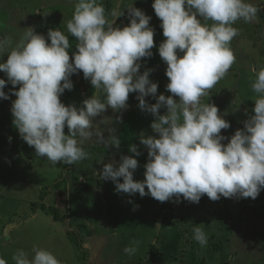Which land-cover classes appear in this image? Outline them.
<instances>
[{"label":"clouds","instance_id":"1","mask_svg":"<svg viewBox=\"0 0 264 264\" xmlns=\"http://www.w3.org/2000/svg\"><path fill=\"white\" fill-rule=\"evenodd\" d=\"M152 8L165 37L158 53L166 64L170 95L157 94L158 83L150 79L153 69L140 72L142 59L151 57L155 46L151 16L132 5L129 23L114 26L123 14L119 5L106 15L100 0H75L72 18L66 22L67 33L77 41L71 53L68 35L58 29H49L46 38L27 27L15 42L0 36V71L7 77L0 78V99L10 98L4 91L10 83L9 91L16 97L10 109L13 125L37 156L53 165H75L89 157L87 143L120 148L113 129L105 139L100 124L111 123V117L102 114L109 108L126 109L129 94L137 93L138 107L154 117L153 134L139 135L148 154L144 179L133 176L138 167L135 157L140 155L135 144L129 145L135 155H121L93 175L111 180L117 193L150 195L160 202L179 203L182 198L199 203L205 194L212 201L257 198L264 189V67L253 69L252 90L258 95L243 128L230 138L221 133L230 127L224 118L227 112L222 114L201 98L235 63L230 47L239 35L235 23L256 21L261 9L251 0H153ZM80 72L94 93L80 106L66 105L60 97L73 89L71 76ZM149 96L156 102L148 103ZM193 239L207 246L202 227L193 228ZM137 245L133 241L124 253L134 255ZM12 259L15 264H60L52 252L38 246H33L31 257L21 249ZM0 264L7 261L0 258Z\"/></svg>","mask_w":264,"mask_h":264},{"label":"rangeland","instance_id":"2","mask_svg":"<svg viewBox=\"0 0 264 264\" xmlns=\"http://www.w3.org/2000/svg\"><path fill=\"white\" fill-rule=\"evenodd\" d=\"M260 1L264 0H251L255 6ZM100 2L106 15L119 5L123 14L114 26L123 27L129 23L128 8L132 5L151 16L155 46L153 55L142 59L140 72L153 69L150 79L158 83L157 94L170 95L166 90V64L158 53V46L165 37L161 21L152 8L153 0ZM74 4L75 0H0V36H10L15 42L27 27H33L46 38L49 29H58L68 35L71 53L75 51L77 41L67 33L66 22L72 18ZM260 8L263 12H258L256 21L238 20L235 23L241 36L230 44L235 63L209 95L201 98L202 103H214L222 114L227 112L224 118L230 127L221 130L227 138L243 128L258 95L252 90V83L256 75L253 69L259 71L264 67V6ZM3 59H7V54ZM0 78L7 79L2 71ZM71 80L73 89L65 90L60 99L66 105L80 106L85 98L93 95L94 88L82 72L73 74ZM11 88L10 83L6 84L4 91L10 98L0 99V258L7 264H15L12 257L21 249L31 257L33 246L52 252L60 264H264V189L255 199L221 197L212 201L205 194L199 203L182 198L179 203L174 199L160 202L150 195L117 193L111 180H100L93 175L105 163L119 161L121 155H135L129 152V145L135 144L140 155L135 157L138 167L133 176L136 180L144 179L148 154L139 135L141 131L153 134L150 124L154 117L138 107L137 93L129 94L126 109L113 112L109 108L102 114L111 117V123L100 124L103 135L108 139V129H113V135L121 142L119 149L106 147L103 143H87L84 145V150L89 153L87 159L75 165H53L47 158L37 156L35 149L20 137L13 125L10 109L16 97L9 91ZM145 99L150 104L156 102L151 96ZM159 111L164 114L166 108ZM95 119L99 121L101 117ZM64 131L67 133V127ZM20 140L24 144L18 143ZM223 143H227V139ZM14 171L29 179L16 177L12 180L4 176L5 172ZM71 172L75 174L73 186L76 189L68 193L72 184L66 185L65 175H71ZM39 176H43L46 186L38 181ZM31 178H37V181L32 182ZM44 189L46 195L40 199ZM41 201L56 207L60 215L67 216L66 219L55 220L36 207ZM196 226L202 227L208 236L205 247L193 239ZM67 228L81 239L82 244L70 240ZM133 241L138 242L137 251L129 256L123 249ZM152 243L159 251L155 261L149 258ZM81 246L85 249L84 254Z\"/></svg>","mask_w":264,"mask_h":264},{"label":"trees","instance_id":"3","mask_svg":"<svg viewBox=\"0 0 264 264\" xmlns=\"http://www.w3.org/2000/svg\"><path fill=\"white\" fill-rule=\"evenodd\" d=\"M262 6H264V1H260L259 3H257V7L259 9H261L260 10L261 12H263L262 8H260ZM239 38H241L240 35L235 37V40H237ZM45 195H46V193H45V189H44L40 193V199H43L45 197ZM33 206H35V205H33ZM36 207L40 208L41 210L45 211L46 213H49L53 217V219H55V220H61V218L66 219V217H67L64 213L60 215V212L56 207L46 205L43 201L37 203ZM67 234H68V237L70 238V240H73V241L75 240L77 242V244H82L81 239L75 233H73L70 228H67ZM80 249L82 250V251L81 250L80 251L83 253V249H84L83 246H81ZM149 254H150L149 255L150 260L155 261V259L157 258L158 254H159V251H158V249L154 243L150 244V246H149Z\"/></svg>","mask_w":264,"mask_h":264},{"label":"crops","instance_id":"4","mask_svg":"<svg viewBox=\"0 0 264 264\" xmlns=\"http://www.w3.org/2000/svg\"><path fill=\"white\" fill-rule=\"evenodd\" d=\"M18 143H20V144H24L23 143V141H18ZM37 159H39V157L37 158ZM1 173V172H0ZM4 176H7V177H9L10 179H12L13 180V178H16V177H22L23 179H29V177H27V176H25V175H22L21 173H19V172H11V173H8V172H5V175ZM65 177H66V179H67V186H69L70 184H72L70 187H69V189H68V193H69V191L71 190V189H76L74 186H73V183H74V181H73V177H75V174L73 173V172H71V175H65ZM39 179H38V181L40 180V182H41V184H43V186H46V184L45 183H43V182H45L44 181V178H43V176H39L38 177ZM43 179V180H42ZM31 180H32V182H35V181H37V178H31ZM68 183H70L69 185H68ZM9 183H7V185H8ZM55 186L57 185V181H55L54 183H53ZM65 185V186H66ZM4 186V185H3ZM43 186H42V188H43ZM60 191L61 190H59L58 191V193H60ZM57 193V194H58ZM68 199V195H67V198H66V200ZM0 216H1V213H0ZM3 231V230H2ZM7 232H8V230H7Z\"/></svg>","mask_w":264,"mask_h":264}]
</instances>
